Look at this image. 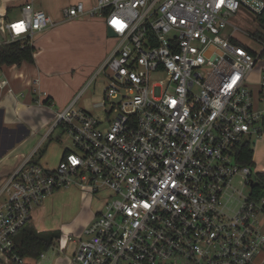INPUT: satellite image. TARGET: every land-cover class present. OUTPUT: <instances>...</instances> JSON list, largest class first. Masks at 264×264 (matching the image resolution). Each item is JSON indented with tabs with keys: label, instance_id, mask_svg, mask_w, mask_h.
Listing matches in <instances>:
<instances>
[{
	"label": "built area",
	"instance_id": "1",
	"mask_svg": "<svg viewBox=\"0 0 264 264\" xmlns=\"http://www.w3.org/2000/svg\"><path fill=\"white\" fill-rule=\"evenodd\" d=\"M239 9L260 15L264 0H96L63 9L64 21L98 17L115 34L89 80L112 72L94 104L109 107L103 120L75 108L80 91L49 129L63 127L71 150L54 168L31 154L5 177L0 261L23 264L14 234L56 188L77 185L106 189L108 199L81 231L74 264H252L258 254L264 264V199L246 195L238 208L227 206L232 177L249 185L254 173L236 163L234 145L264 136L263 99L247 80L264 34L246 33L261 46L255 52L235 41ZM52 22L27 3L7 25L10 40Z\"/></svg>",
	"mask_w": 264,
	"mask_h": 264
},
{
	"label": "rangeland",
	"instance_id": "2",
	"mask_svg": "<svg viewBox=\"0 0 264 264\" xmlns=\"http://www.w3.org/2000/svg\"><path fill=\"white\" fill-rule=\"evenodd\" d=\"M255 17L254 13L239 9L231 17V23L243 30L238 34L243 42L247 41L249 47L259 50L258 44L246 34L261 31ZM102 22V19L98 17L58 22L48 38L42 37L35 42V49L39 52L38 63L43 69L39 75L38 88L50 93L59 103L68 102L82 91L75 100L74 107L87 110L98 120H103L104 108L109 106L95 108L94 104L103 101V88L108 85V75L112 72L109 69L105 74L103 71L99 72L93 80H89L99 68V64L96 63L103 53L105 54V49L109 47L111 49L117 41L116 37L108 36L104 32L105 25L102 26L104 24ZM263 61L264 54L258 58L256 67L263 66ZM156 78H158L157 75H153L152 79ZM43 116L47 117L40 110H32L29 115L24 140L21 141L19 149H16L18 152H24V156L34 154L33 152L29 154L28 149L36 143L41 134H44L46 130L49 131V128L52 129ZM51 135V141L39 158V162L48 168H54L57 165L64 147L69 150L73 147L71 135L63 127H55ZM251 146L254 149L253 160L256 162L253 166L254 172V170L264 168V136L261 140L253 141ZM36 156L38 157V152ZM231 180L229 191L232 197L227 206L234 210L248 194L249 185L243 184L244 179L241 174L233 176ZM238 191H241L242 195H239ZM104 193V191L93 192L89 188L72 185V187L56 188L45 197L42 200L44 205L51 207L52 210L43 211L40 217L38 215L39 221L43 220L46 224L47 222L53 223L55 220L58 224H62L61 230L65 233L66 241L52 242L51 246L42 250L44 256L36 260L24 257L23 264H74L71 261L72 247L78 242L79 237L84 238L81 234L84 226L95 218L98 211L103 209L108 199ZM5 199V194L0 195V202ZM36 211L32 212L34 220L32 221L40 225L36 218ZM263 223L264 215H261L259 222L261 229ZM1 264L6 263L2 261Z\"/></svg>",
	"mask_w": 264,
	"mask_h": 264
},
{
	"label": "crops",
	"instance_id": "3",
	"mask_svg": "<svg viewBox=\"0 0 264 264\" xmlns=\"http://www.w3.org/2000/svg\"><path fill=\"white\" fill-rule=\"evenodd\" d=\"M78 2L84 3L85 7L87 8H90L91 6L96 4V0H0V43L2 41H9L11 39L9 37V29L7 25L13 21H16L17 18L21 16L22 8L27 3L32 4L33 8L35 9L43 10L53 21L47 29L34 33L36 35H33V37L30 38L34 47L33 62L22 60L18 64L2 63V65H0V81H6V84H4L3 86H1L0 84V188L1 183L3 182L5 177L19 165L23 158L29 156H24V152H18V150L16 151V149H19V147L21 146V141L24 140L25 134L27 132L25 126L26 124H28V118L31 111L40 110L42 113L44 112L47 117H43L46 123H49L51 127L54 122L53 117L55 112L69 106L74 99H70L68 102L64 101L59 103L50 93L38 88V79H40L39 75L40 72H43V69H41L38 63L39 52L35 49V42L37 39H40L42 37L48 38L51 31H53L54 27H56V23L64 21L62 19L63 9L68 5H73ZM79 19L80 18H76L67 21ZM102 26H104V24H102ZM259 28L261 31H255L257 32V34L255 32L250 33H252L253 35L255 33L256 35L254 36H258L260 39H262V36L264 34V27L259 25ZM103 30L106 33L105 27ZM238 34L240 33H235L234 35L235 41L243 44L254 52L257 51L252 47H249V43L247 41L243 42V40H241L242 38H240ZM249 38H251L252 41H255L256 44H258L259 49L261 48L260 44L252 36H250ZM109 52L110 47L108 49H105V54L103 53L96 64H101V62L105 59V57H107ZM263 54L264 51L261 52L260 57H262ZM247 80L252 93L258 97L261 96L264 101V87L261 88L260 86L261 81L264 80V63L263 66L259 65V67H256L255 65V67L249 73ZM47 97H49L50 104H45L43 102ZM48 132L49 131L46 130L44 134H41L36 143L28 149V152H30L29 154H31L32 152L34 153L33 160L35 161H38L40 158V156L35 157L38 150L42 146H44V144L46 143L45 141H47L49 137L51 139L53 130H51L49 133ZM64 150L69 151L67 147H64L62 149L60 159L65 154ZM102 191L105 192L104 196L107 197L108 191L106 189ZM3 202H0V206L3 204ZM35 210H37L36 218L39 221L38 215L40 217L43 211L52 210V208L46 207V205H44V202H42L39 207L35 208L32 212H34ZM32 212L30 215V223L37 232L55 231L59 234V236L58 239L53 240V243L55 241L59 242L60 240H62V242H65L64 240H66V236L65 233H62V224H58L57 222H55V220H53L54 224L50 222L44 224L45 222H43V220H40V225H36L37 223H33L34 220L32 218ZM89 222L84 226V228L89 224ZM262 229L264 231V223L262 225ZM76 245L77 243L74 247H72V263ZM261 258L262 254L256 255L252 264H260ZM1 263L2 261H0V264Z\"/></svg>",
	"mask_w": 264,
	"mask_h": 264
},
{
	"label": "trees",
	"instance_id": "4",
	"mask_svg": "<svg viewBox=\"0 0 264 264\" xmlns=\"http://www.w3.org/2000/svg\"><path fill=\"white\" fill-rule=\"evenodd\" d=\"M256 20L260 26L264 27V11L262 14L256 16ZM257 34V32H255ZM254 33V35H256ZM252 34V33H251ZM34 47L29 37L24 39L2 41L0 43V65L5 64H18L22 60L33 62ZM45 104H50L49 97L43 101ZM48 141L38 150V156L44 153ZM235 146V160L236 163L241 165L254 166L253 161V146L246 141L240 140L236 142ZM64 152H68L64 150ZM249 192L248 198L251 200L264 199V172L254 171L249 177ZM261 212L264 215V203L261 204ZM59 236L55 231H40L37 232L30 224V220L26 221L17 232L14 234L15 248L19 255L29 257L36 260L41 256L42 250L51 246L53 240Z\"/></svg>",
	"mask_w": 264,
	"mask_h": 264
},
{
	"label": "water",
	"instance_id": "5",
	"mask_svg": "<svg viewBox=\"0 0 264 264\" xmlns=\"http://www.w3.org/2000/svg\"><path fill=\"white\" fill-rule=\"evenodd\" d=\"M106 34L108 35V36H111V37H114L115 36V34L111 31V29H109V28H107L106 29Z\"/></svg>",
	"mask_w": 264,
	"mask_h": 264
}]
</instances>
